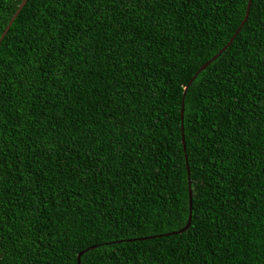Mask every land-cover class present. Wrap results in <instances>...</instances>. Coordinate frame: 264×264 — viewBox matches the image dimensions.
<instances>
[{
	"label": "trees",
	"instance_id": "16d2710c",
	"mask_svg": "<svg viewBox=\"0 0 264 264\" xmlns=\"http://www.w3.org/2000/svg\"><path fill=\"white\" fill-rule=\"evenodd\" d=\"M20 1L0 0V34ZM247 1L26 0L0 41V264H78L93 245L79 264L102 249L109 264H264V61L241 55L260 43L250 5L188 86L181 141L184 87ZM125 60L136 71L121 76ZM29 62L41 79L21 86ZM190 171L205 185L191 196L200 223L171 233L182 225L168 212L189 214Z\"/></svg>",
	"mask_w": 264,
	"mask_h": 264
},
{
	"label": "snow or ice",
	"instance_id": "6c2138e0",
	"mask_svg": "<svg viewBox=\"0 0 264 264\" xmlns=\"http://www.w3.org/2000/svg\"><path fill=\"white\" fill-rule=\"evenodd\" d=\"M55 2L56 3H63L64 0H55ZM116 2H117V0H97V3H104V4L116 3ZM257 2L260 4L261 9H264V0H257ZM119 3H122L124 8L127 9L132 5L133 0H127V2H125V0H119ZM250 9L253 10V19L251 21V30L255 34V33H257V29H258V35H255V39L259 40L260 43L256 44L255 47H252L251 43H249L248 45L245 46L244 49H242L241 55L246 60L250 61L251 54H255L256 49L258 48L260 59H261V61H264V10L255 9L252 2L250 4ZM116 10L120 11L119 8H117ZM61 23H63V21H61ZM66 35H67L68 39L71 40V34H66ZM33 39L39 40L40 37L37 34L36 36L33 37ZM63 42H64L63 40L60 41L61 44ZM50 43H51V41H49V43L45 45V49H43L41 51H45V50L55 51L54 49H50ZM125 43L131 44V41H125ZM136 47H137V50L140 51L141 55H143L144 51L146 50L144 48V46L138 44V45H136ZM84 50L86 52L87 48H85ZM80 59L81 60L83 59V55H81ZM37 62L39 63V61H37ZM124 69H126L127 71H130V72L136 71V67H133L131 64H129L127 60L122 61L118 65L117 68L113 69V71H118L121 76H124V74H125L123 71ZM105 70L107 71V65H105ZM36 73H37V68L35 66H33L31 64V62H29V64L24 67L23 75L21 76V78L19 80L20 85L24 86V85L28 84L30 80L33 81L34 83L39 82V80L41 78L38 77L36 75ZM99 79H104V73H100ZM116 82L119 83L118 80ZM122 87H123L124 93H130L131 92V88L128 87L126 83L124 85H122ZM113 95H121L120 88H115ZM184 96L188 97L187 90H185ZM121 98L124 99L123 96H121ZM0 99H2V96H0ZM109 99H111V95L109 96ZM129 99H130V97H129ZM221 99H223V97ZM188 103L189 104L192 103L190 98L188 100ZM236 103H237V101L232 102L233 107H235ZM127 106H128V100H125L124 104L121 105V107L126 109ZM113 108H115V105H113ZM125 115L128 117V119H132V116L130 113L125 112ZM113 119H115V115H113ZM121 119L123 120L124 117H121ZM181 119H183V105L181 106ZM111 127H112L113 134H115L116 125H112ZM121 127L123 128V131L125 132V134H127L129 129L124 125H121ZM181 132H183V128H181ZM111 147H112L114 152L119 154L120 152L123 151L124 145L120 142V139H116V140L112 141ZM133 151H134V149H133ZM141 162H143V161H141ZM201 166H203V162H201ZM9 167H10V165H7L5 163L0 162V191L3 190L4 185L6 183L7 178L5 175V171ZM217 167H218V165H217ZM85 175H87V173H85ZM109 183H111V182L109 181ZM208 186H211V179L210 178L208 180ZM204 187H205V185L202 183L201 177L200 176H194V173H192L190 171L189 177H188L189 193H191L193 190H195L197 193H200ZM195 199L197 200V202H199L200 196L197 195ZM37 211H39V210H37ZM182 212H183V209H181L179 213H175V214L172 211L168 212V216L171 220H174L177 223L182 225L180 228V233L187 232L188 227H191L192 229H196L200 223L199 216L194 213L193 216H191V217L183 218ZM102 215H106V213H102ZM185 220H186V225H185ZM194 220L196 221L195 223L193 222ZM2 224H3V213H0V233H2ZM181 229H183V231H181ZM97 230H98V228H97ZM26 234L27 233H25V235ZM192 238L193 237L191 234L183 237V239H185V241L191 240ZM76 239H78V237L74 234L66 236V240L68 241L69 244L75 243ZM7 255H8L7 246L4 243V239H3L2 234H0V259L4 258ZM81 255H83V253H81ZM111 257H112L111 252H109L106 249H102L101 251L96 253V258H95L96 264H109Z\"/></svg>",
	"mask_w": 264,
	"mask_h": 264
},
{
	"label": "water",
	"instance_id": "95a60500",
	"mask_svg": "<svg viewBox=\"0 0 264 264\" xmlns=\"http://www.w3.org/2000/svg\"><path fill=\"white\" fill-rule=\"evenodd\" d=\"M26 0H21L20 3L18 4V7L16 8V10L14 11V13L12 14V16L10 17L9 21L7 22L4 30L2 31V33L0 34V41L3 38V36L5 35V33L7 32V30L9 29L10 25L12 24L13 20L15 19V17L17 16V14L19 13L20 9L23 7V5L25 4ZM250 5V0L247 1V5H246V9H245V13L244 16L241 20V22L239 23V26L237 27V29L235 30L234 34L232 35V37L228 40V42L217 52L215 53L209 60H207L205 63H203L198 69L197 71L192 75V77L188 80L187 85L184 87V91H183V96H182V101H181V106L183 105V99H184V92L185 90H187L188 86L190 85V83L192 82V80L196 77L197 73L200 72L203 68H205L207 66V64H209L215 57H217V55L222 52L233 40L235 34L239 31V29L241 28V26L243 25V23L245 22V20L247 19L248 16V12H249V6ZM180 118H181V107H180ZM183 119H181V128H183ZM181 141H182V145H183V149L185 150V142H184V135L183 132H181ZM185 158H186V154H185ZM188 170V167H187ZM188 193H189V189H188ZM191 196H192V192L189 193V214L188 217H191V213H192V200H191ZM186 225V223H185ZM181 231H183V229H181ZM171 233H180V228L177 230L172 231ZM170 234V233H167ZM153 237V236H151ZM93 246H90L82 251H80L77 254V263H80V255L81 253H83L85 250L92 248Z\"/></svg>",
	"mask_w": 264,
	"mask_h": 264
}]
</instances>
